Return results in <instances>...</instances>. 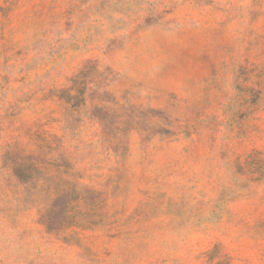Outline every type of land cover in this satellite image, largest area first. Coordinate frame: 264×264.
I'll return each instance as SVG.
<instances>
[{
    "label": "rangeland",
    "instance_id": "rangeland-1",
    "mask_svg": "<svg viewBox=\"0 0 264 264\" xmlns=\"http://www.w3.org/2000/svg\"><path fill=\"white\" fill-rule=\"evenodd\" d=\"M0 264H264V0H0Z\"/></svg>",
    "mask_w": 264,
    "mask_h": 264
},
{
    "label": "trees",
    "instance_id": "trees-1",
    "mask_svg": "<svg viewBox=\"0 0 264 264\" xmlns=\"http://www.w3.org/2000/svg\"><path fill=\"white\" fill-rule=\"evenodd\" d=\"M17 170H18V171H24L23 168H21V167H18ZM17 177H18V176H17Z\"/></svg>",
    "mask_w": 264,
    "mask_h": 264
}]
</instances>
